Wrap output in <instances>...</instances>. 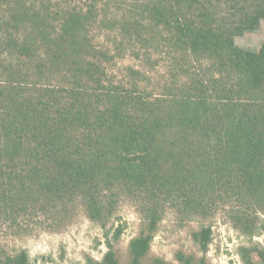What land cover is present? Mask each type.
<instances>
[{
  "label": "trees",
  "instance_id": "trees-1",
  "mask_svg": "<svg viewBox=\"0 0 264 264\" xmlns=\"http://www.w3.org/2000/svg\"><path fill=\"white\" fill-rule=\"evenodd\" d=\"M65 1L0 0V221L81 204L106 227L129 196L144 224L126 264H173L146 260L169 206L208 217L221 205L215 198L236 200L235 227L258 235L251 211L264 212V39L254 50L236 36L260 27L264 0H138L122 15L111 12L122 0ZM97 24L116 53L96 42ZM143 49L173 59L162 95L139 69L117 80L110 73L117 55ZM193 238L203 255L178 251L179 264H211L212 226ZM107 243L88 264H121ZM254 252L264 264L257 245L241 248L243 264H256ZM0 264L33 263L27 250L0 246Z\"/></svg>",
  "mask_w": 264,
  "mask_h": 264
},
{
  "label": "rangeland",
  "instance_id": "rangeland-1",
  "mask_svg": "<svg viewBox=\"0 0 264 264\" xmlns=\"http://www.w3.org/2000/svg\"><path fill=\"white\" fill-rule=\"evenodd\" d=\"M91 1L66 0L64 4L88 7ZM137 1L122 0L121 3H116L117 5L113 2L111 12L113 15H122L125 9ZM94 37L101 47H110V52L116 53L114 40L105 24H97ZM263 39L264 20L257 30L236 36L238 45L254 50L260 48ZM172 63L171 56L153 53L149 57L143 49L140 56L130 51H126L123 56L117 55L108 66L116 80L128 78L130 67L143 71L148 76L143 85H147L155 95H162L164 85L172 82ZM176 71L180 73L181 67ZM222 198H215L221 205L208 217L190 218L175 206L167 207L146 260L160 257L173 264H179L176 257L178 251L202 256L203 252L195 243L193 232L203 225H211L213 229L212 242L206 254L211 264H243V246L264 247V212L259 209L251 211L260 231L251 239L235 227L234 220L230 217L232 210H236L235 204L242 206V203L236 200L225 203ZM3 221H0V246L12 254L27 250L33 264H88L89 257L103 258L109 249L108 240L113 242L120 263L126 264L130 260V241L139 235L144 224L137 201L126 195L121 197L116 213L106 227L91 220L81 204H74L69 211L59 208L38 215L30 213L21 215L16 220ZM119 227L123 228L122 234L118 239H114ZM253 257L256 264H262L256 252Z\"/></svg>",
  "mask_w": 264,
  "mask_h": 264
}]
</instances>
